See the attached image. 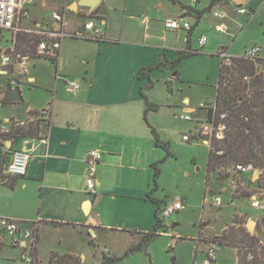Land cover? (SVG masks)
<instances>
[{"label":"crops","instance_id":"obj_1","mask_svg":"<svg viewBox=\"0 0 264 264\" xmlns=\"http://www.w3.org/2000/svg\"><path fill=\"white\" fill-rule=\"evenodd\" d=\"M48 2L53 0H40V8L47 7ZM76 2L68 5L65 16L72 14L79 22L65 32L51 77L32 75L36 61L40 60L28 64L22 75V81L32 82L31 85L22 84L32 93L29 103L20 106V103L5 100L4 94L10 89L3 87L0 91V108L12 107L11 114L3 118L5 120H25L28 114L41 108L50 107L51 110L48 123L40 125L38 135L46 136L48 144L40 145L38 141L33 144L25 176L7 178L0 183V218L17 220L23 228L37 225L36 264L40 263L42 253L47 264L53 255L56 258L69 255L83 264L85 257L80 247L86 244L97 246L104 253L99 243L111 247L108 244L111 240L131 237L130 248L143 234L152 231L155 202L160 206L168 204L155 194L158 177L154 181L152 165L163 163L167 156L157 146L154 134L168 147L171 144L167 129L152 120L164 107L150 98L153 76L159 71H169L170 76L164 78L167 90L172 93L175 85L180 93L182 87L192 85L178 74L180 65L186 60L207 56L219 65V51L231 56L241 55L223 47L220 34H216L218 40L210 45L206 33L215 32L216 26L224 24L223 34L230 36L238 16L256 13L264 16V0H197L194 4L189 0H98L92 11L74 7ZM56 5L58 9L60 4ZM238 8H244L247 13L237 14ZM200 12L204 13L197 20ZM214 12H224L226 18L217 19ZM89 18L104 22L101 37L97 40L74 37ZM167 19L186 21L191 28L188 31L167 29ZM30 21L35 19L30 17ZM39 22L55 26L44 17ZM196 34L205 36L206 42L195 49L193 38ZM184 51L194 55L179 63L176 75L167 65L156 68L159 62L174 61ZM143 69L153 70L144 71L139 77ZM214 75L217 76L213 86L216 96L219 68ZM167 82H170V89ZM19 91L22 97L24 89ZM142 94L148 103L158 108L147 110ZM200 104L185 95L177 101L172 98L165 105L174 114L180 111L194 116L202 111ZM19 109L23 114L17 117ZM6 146L14 149L22 144L8 142ZM94 149L100 151L101 160L95 173L96 193L92 195L87 192L85 175L87 155ZM198 237L196 246L201 244ZM27 245V241L15 240L0 231V253L7 251L8 258L19 254L21 264H27L23 259ZM107 245L104 246L107 257H115Z\"/></svg>","mask_w":264,"mask_h":264},{"label":"rangeland","instance_id":"obj_2","mask_svg":"<svg viewBox=\"0 0 264 264\" xmlns=\"http://www.w3.org/2000/svg\"><path fill=\"white\" fill-rule=\"evenodd\" d=\"M56 7L57 5L53 0V2H48L47 7L41 9L40 0H38L30 12L31 20L35 19L36 22H39L44 17V20L50 21L52 11ZM71 9L75 10L74 7H71ZM259 15L256 13L254 16H238V21L235 22L237 25L235 23L232 25V35L230 36L217 31L206 33L209 39L208 43L210 45L215 43L218 40L216 34H220L224 42L223 47H229L240 54L252 45L262 47L264 45V16L260 17ZM76 21L79 22V20L73 18L72 14H67L64 21V32L71 31L73 24L77 25ZM41 25H44V22ZM30 38L33 37L23 35L15 40H8V34L6 33L0 40V48L13 47L19 53L34 56L35 50L33 48L27 49L24 42V40ZM199 38V34H196L193 38L195 49L198 48ZM66 41L70 40L67 39ZM35 65L36 68L31 71L32 75L51 77L54 70L53 65L45 64L41 60L36 61ZM219 65L215 59L207 56L186 60L180 65L178 74L186 82L190 81L192 85L182 87L180 93L179 88L175 85L172 88V93L167 90L164 78L170 76L169 71L164 73L159 71L153 76L154 88L150 92V98L156 103L164 105V107L161 108L158 114L154 115L152 120L167 129L171 139L169 148L173 153V157H167V160L163 163L157 164L160 173L157 180L158 189L155 194L168 203L173 200H181L184 203L183 208L166 220V227L163 231L159 230L162 233L148 244L146 251L136 252L124 257V253L127 252L129 243L132 240L131 237L111 240L108 244L110 243L112 248L107 244L99 243L104 253H101L97 246L93 248L86 244V246L80 247L85 257L83 264H101L104 257L108 255L104 251L106 245L108 249L114 251L110 253H114L115 257H124L118 262L109 264H201L202 249L214 240H218L223 246L217 251L216 264H245L244 250L238 253L236 248L226 246L227 242L224 236L231 234L232 231L234 233L245 231L248 235L256 231V225L251 230L247 229L248 221L255 222V216L258 215L250 205V195L254 193L256 187L255 175L250 177L248 174L243 178H238L230 172L232 167L226 166L209 174L206 178L208 146L194 138L190 141H182L181 133L186 134L190 131L193 133L195 124L193 121L178 119L177 114L185 113L175 111L177 114H174L165 105L172 98L177 101L185 95L192 97L196 104L204 103L207 107L212 105L215 102L213 100L215 97L213 86L216 81L214 78H217L214 74L218 71ZM260 69H262L261 73H264V66L258 67L257 72H260ZM261 73L257 74L254 69V75L260 76ZM206 75H208V80L205 79ZM4 84L5 80L0 76V86L3 85L0 87V91L3 89ZM21 89H24L23 102L18 105L24 106L25 103H29L27 101L32 97V93L25 86H22ZM11 110V106L0 108V117L9 116ZM21 114L23 112L19 109L16 116L18 117ZM204 115L205 111L202 110L192 117H203ZM7 154L0 149V183L7 179L2 173L3 165L9 158ZM214 196L219 197L221 200L219 207L211 205ZM197 237L201 242L199 246H196ZM70 244H73V242L71 241ZM7 254V251L0 253V264L22 263L19 254L12 255L9 258L6 256ZM33 264H36V262L33 261ZM39 264H47V259L43 253L40 255ZM77 264H81L80 261Z\"/></svg>","mask_w":264,"mask_h":264},{"label":"built area","instance_id":"obj_3","mask_svg":"<svg viewBox=\"0 0 264 264\" xmlns=\"http://www.w3.org/2000/svg\"><path fill=\"white\" fill-rule=\"evenodd\" d=\"M38 0H0V40L4 35L8 34V40H15L20 35L34 36L38 42L35 47V55L22 54L15 50L13 47L0 48V76L5 80L4 87L6 89L18 88L21 90L22 84L25 82L31 85V81H22V75L26 72V67L33 60H41L50 64L51 61H55L56 55L53 54L54 50L58 51L61 46V41L65 38V15L68 5L75 0H54L60 7L52 11L51 21L55 26L50 24L41 25L40 22L30 21L31 9L34 7ZM191 4H194L197 0H189ZM236 13L239 15L246 14L244 8H238ZM213 16L217 19H225L226 14L224 12H214ZM104 22L98 19L89 18L83 25L81 30L74 35V37L84 38L88 40H97L101 37V26ZM165 27L172 30H190L191 25L186 22H179L174 19L165 20ZM226 26L220 24L215 27L217 32H225ZM206 42V37L201 36L198 39L199 47H202ZM199 50H196L198 52ZM195 52V51H194ZM35 57V58H34ZM217 57L220 60L219 71L226 68H232L235 60H243L251 63L256 70L258 67L264 66V46L260 47L252 45L244 50L240 56H231L225 51L217 52ZM13 71V72H10ZM257 76V75H255ZM264 79V73L260 74ZM241 84L245 88V94L250 93L252 77L244 75L241 77ZM71 87L76 88L73 84ZM262 94H264V84L260 88ZM200 109L205 111L204 117L195 119L189 114H178L176 117L183 121H193L194 132L191 131L182 135L183 141H190L192 138L200 140L203 144L210 146L212 139L222 140L224 133L227 130L226 125L223 123L225 119V113L217 115V106L215 102L209 107L204 103L200 104ZM50 107L41 108L28 114V118L25 120H16L15 118L3 119L0 117V135L3 140L1 142L4 150L10 149L6 146L9 142L12 145L15 143H21L19 148L10 149L9 160L4 164L2 173L6 178H20L25 176L28 161L29 150H25V145L32 143L31 148L35 142L38 141L40 145H47L48 139L46 136L26 137L23 139L17 138L14 134V130L18 128H25L29 124L39 122V125H46L50 118ZM210 113V116L208 115ZM218 119V123L217 121ZM13 148V147H11ZM222 152L220 151L219 154ZM101 160V153L98 149L91 150L86 158L87 170L85 175L86 189L89 194L96 193V180L95 173L97 165ZM254 171V172H253ZM233 174L238 178H243L249 174L250 177L255 175L256 187L252 195H250V205L252 210L257 212L255 216L256 231L249 234L255 240V246L252 248L244 249V261L245 264H253L257 261V264H264V174L260 169H254L252 165H236L231 168ZM250 177H248L250 179ZM183 201H174L161 206L158 219L161 222L163 229L166 227V220L177 213L183 208ZM211 205L219 207L221 200L219 197L214 196L211 201ZM0 231L13 239H22L28 242L27 253L24 256V261L27 264H33L34 261V248H35V236L37 231V225L34 224L30 228H23L17 220L10 218H0ZM223 231V230H222ZM220 242L218 240L210 241L206 244V248L202 249V261L201 264H216L217 251L220 250Z\"/></svg>","mask_w":264,"mask_h":264},{"label":"trees","instance_id":"obj_4","mask_svg":"<svg viewBox=\"0 0 264 264\" xmlns=\"http://www.w3.org/2000/svg\"><path fill=\"white\" fill-rule=\"evenodd\" d=\"M204 12L198 13L197 20L201 17ZM23 35H18L20 37ZM24 40L27 49L33 48L38 40L34 37ZM194 55L193 52H180L179 56L171 62L166 64L158 63L156 68L167 65L176 75V67L186 57ZM153 69H143L139 72V77L143 75V72H149ZM220 70V69H219ZM218 76V83L216 87L215 104L217 106V115L225 113V119L223 123L226 125V131L222 140L212 139L208 148V157L206 163V178L209 174L220 170L223 167L236 165H252L254 169H260L264 174V94L261 93L260 88L264 84V79L261 76L254 75V67L251 63L243 60H235L232 68H226ZM249 75L252 77V84L249 94H245V88L241 84V77ZM168 88L170 82H167ZM170 89V88H169ZM143 95L145 104L148 109L156 110L157 105L148 103L146 97ZM210 116V113L208 114ZM219 117H217L218 123ZM16 134V141L26 137H37L40 131L39 122L29 124L25 128H18L14 130ZM156 144L161 148L166 156H171L168 144L161 142L157 135L154 134ZM3 138L0 135V148L2 147ZM222 152L219 154V152ZM8 153L9 149L4 150ZM9 159V158H8ZM154 181L159 176L160 170L157 164L152 165ZM207 181V180H206ZM264 185V179L263 183ZM157 205L155 212V225L151 232L143 234L139 242L128 249L124 257L133 254L138 251L144 250L148 243L158 237L164 230L161 226V222L158 219L159 211L161 206L159 202H155ZM225 235V234H224ZM223 237V236H222ZM225 241L226 246L236 248L239 251L246 248H252L255 246V240L250 237L245 231H238L231 234H227ZM124 257H104L101 264L115 263L123 259ZM70 262V263H67ZM77 259L64 255L61 257L51 256L49 264H77ZM253 264H257L253 262Z\"/></svg>","mask_w":264,"mask_h":264},{"label":"water","instance_id":"obj_5","mask_svg":"<svg viewBox=\"0 0 264 264\" xmlns=\"http://www.w3.org/2000/svg\"><path fill=\"white\" fill-rule=\"evenodd\" d=\"M97 4H98V0H77L74 7L85 8L89 11H92L97 6ZM53 54L57 55V51L54 50ZM50 64L54 65L55 61H51ZM3 98L5 100H8V101L14 102V103H21L22 102V97L20 95V91L18 88L10 89L6 94H4ZM31 145H32L31 142L26 144L25 150L31 149ZM254 225H255V222H253L252 220H249L247 223V229L251 230V228H253ZM221 248H223L222 245L219 246V249H221Z\"/></svg>","mask_w":264,"mask_h":264}]
</instances>
